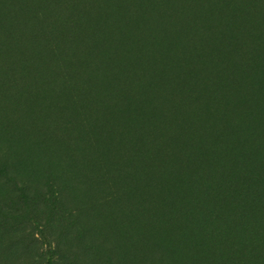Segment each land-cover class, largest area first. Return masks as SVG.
I'll return each instance as SVG.
<instances>
[{
	"label": "rangeland",
	"instance_id": "obj_1",
	"mask_svg": "<svg viewBox=\"0 0 264 264\" xmlns=\"http://www.w3.org/2000/svg\"><path fill=\"white\" fill-rule=\"evenodd\" d=\"M183 1L97 14L63 96H0V264H264V0Z\"/></svg>",
	"mask_w": 264,
	"mask_h": 264
},
{
	"label": "trees",
	"instance_id": "obj_2",
	"mask_svg": "<svg viewBox=\"0 0 264 264\" xmlns=\"http://www.w3.org/2000/svg\"><path fill=\"white\" fill-rule=\"evenodd\" d=\"M136 1L120 0L117 4L118 9L113 8V0H47L43 4L38 3L35 17L30 18L31 13L27 11L35 0H0V96H63L65 88L74 82L75 77L93 78L90 67L84 70L79 67L76 52L86 51L82 45H77V39L87 36L84 33L86 23L92 22L97 14L120 22L124 16H128L129 12L126 10L131 11L135 8ZM236 1L238 11L241 13L250 12L256 3V0ZM202 2L204 0L198 1L200 18H204L202 9L205 4ZM184 3L183 0H177L176 5L170 9L169 16L175 18L177 16L175 10ZM262 7L260 13H263L264 2ZM223 24L226 23L222 21L218 24L222 30L226 29ZM234 24L236 34L246 31L242 30L243 22ZM114 31L116 32L115 25L112 33ZM87 37L89 41L94 39L91 35ZM244 48L242 55H245V59L252 58L254 50L247 48V44ZM98 52L97 50L95 57L98 56ZM66 63L73 65V68L64 69ZM88 96H97L101 103L99 96H111V93H105L103 84L99 83L98 90L90 92ZM120 96L126 94L122 91ZM166 120L169 123L172 121L169 117ZM109 123L107 114L94 119L91 123L92 131L102 137L101 144L105 142ZM148 134L150 133L139 140L145 146L150 144L145 141ZM115 139L117 136L112 140ZM164 139L158 138L151 147L162 144ZM113 141L110 143L111 148ZM112 149L118 157V152L115 151L117 149L115 147ZM0 174L6 176L4 165L0 168Z\"/></svg>",
	"mask_w": 264,
	"mask_h": 264
}]
</instances>
